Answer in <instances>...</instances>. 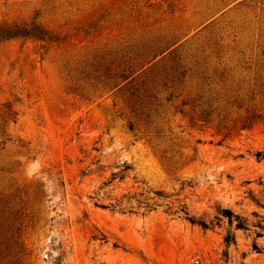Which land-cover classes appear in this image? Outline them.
I'll return each mask as SVG.
<instances>
[{
  "label": "rangeland",
  "instance_id": "1",
  "mask_svg": "<svg viewBox=\"0 0 264 264\" xmlns=\"http://www.w3.org/2000/svg\"><path fill=\"white\" fill-rule=\"evenodd\" d=\"M33 20L55 41L0 43V264H264V0H0Z\"/></svg>",
  "mask_w": 264,
  "mask_h": 264
},
{
  "label": "trees",
  "instance_id": "2",
  "mask_svg": "<svg viewBox=\"0 0 264 264\" xmlns=\"http://www.w3.org/2000/svg\"><path fill=\"white\" fill-rule=\"evenodd\" d=\"M34 40L36 42H54L53 35L41 26L36 20L31 22H22V23H4L0 25V43L11 41V40ZM140 108V107H138ZM138 108L135 104L131 105L132 113H134L136 118H139L143 114L141 111L138 113ZM204 122H207V116H202ZM129 129L131 131L135 130L134 122H128ZM246 127V126H244ZM223 217H226L228 221L233 224V219H240L239 216L235 215L231 210H223L220 213ZM196 223V222H193ZM196 224L200 225L202 228H208V224L205 222H197ZM237 228H243L242 224L237 223ZM235 241L234 236L228 235L225 238L226 244H231Z\"/></svg>",
  "mask_w": 264,
  "mask_h": 264
}]
</instances>
